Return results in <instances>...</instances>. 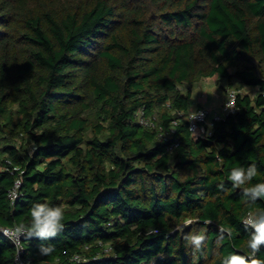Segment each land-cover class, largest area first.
<instances>
[{
	"label": "trees",
	"instance_id": "1",
	"mask_svg": "<svg viewBox=\"0 0 264 264\" xmlns=\"http://www.w3.org/2000/svg\"><path fill=\"white\" fill-rule=\"evenodd\" d=\"M214 76L224 91L247 90L234 114L196 137L178 112L188 114L194 85ZM253 163L257 176L234 188L231 169ZM261 182L264 0H0V227L29 223L36 202L66 207L55 238H22L25 261L221 264L248 255L242 221L264 200L245 203L242 188ZM186 219L195 222L183 227ZM221 227L230 235L220 239ZM202 230L197 251L184 236ZM40 244L54 252L39 255ZM16 256L0 233V264Z\"/></svg>",
	"mask_w": 264,
	"mask_h": 264
},
{
	"label": "clouds",
	"instance_id": "2",
	"mask_svg": "<svg viewBox=\"0 0 264 264\" xmlns=\"http://www.w3.org/2000/svg\"><path fill=\"white\" fill-rule=\"evenodd\" d=\"M227 108H229L226 105ZM203 116L200 111L193 110L191 121L197 120ZM211 127V126H209ZM193 134L197 137V133L194 129L190 128ZM208 135L207 133L205 134ZM258 174L256 165L249 164L247 167L238 166L233 167L228 175V180L232 183L234 188H241L244 185L249 184L254 177ZM223 189V184L219 185ZM242 195L245 198V203L254 205L257 200H264V182L256 183L249 187L242 188ZM66 207L63 204L52 205L45 202H36L30 208V222L29 223H17L11 227L0 228V233L3 234L17 249V252L23 250L22 237L24 240H31L33 238L41 241H46L55 238L64 229V217ZM195 221L192 219H186L183 227H188ZM205 223H211V221H205ZM242 223L246 228H250V238L247 241V247L250 250L248 255H241L232 253L225 257L221 264H264V259L258 258L257 254L261 248L264 247V209H257L255 211H249ZM178 230L183 229L178 226ZM220 239L223 238V234L227 232L230 235V230L227 228H220ZM148 235H156L155 229H150ZM184 239L194 250H200L204 242L207 239L205 232L202 230L196 233H188L184 236ZM110 251V249H109ZM54 252V246L51 244L38 245V253L41 256L47 257ZM75 259H79L76 257Z\"/></svg>",
	"mask_w": 264,
	"mask_h": 264
},
{
	"label": "built area",
	"instance_id": "3",
	"mask_svg": "<svg viewBox=\"0 0 264 264\" xmlns=\"http://www.w3.org/2000/svg\"><path fill=\"white\" fill-rule=\"evenodd\" d=\"M241 92H242L241 89L230 88L227 91V98L223 102L220 110L215 111V110L207 109L205 107L196 109V111H200L203 113V116L197 120L191 121V117L193 115V110H191L186 115H184V113L182 111H179L178 114L180 117L186 118V120L189 123V127L194 129L198 135H200L203 138H206L209 135H211L212 129H213L216 121H218L222 118H225L229 114H234L238 110L237 99H238L239 93H241ZM226 105L229 108H227ZM138 118L142 124H144L146 126H154L152 120L150 118L145 117L142 111H140L138 113ZM177 123H178V120H174V124L176 125ZM209 126H211V127H209ZM206 133L208 134L207 136L205 135ZM175 144L178 145V142H176ZM20 185H21V181L16 180L14 187L9 192V196L13 201L18 197V188L20 187ZM6 227H8V226H6ZM0 228H3V227H0ZM23 253H24V246H23L22 251H19V253L17 252L16 263L17 264H32L29 260L25 261L23 259V257H22ZM76 257H78V256H76ZM151 264H153V263H151Z\"/></svg>",
	"mask_w": 264,
	"mask_h": 264
},
{
	"label": "rangeland",
	"instance_id": "4",
	"mask_svg": "<svg viewBox=\"0 0 264 264\" xmlns=\"http://www.w3.org/2000/svg\"><path fill=\"white\" fill-rule=\"evenodd\" d=\"M223 84H226V81L217 78V76L211 78H203L197 82L193 87V96H192V109L196 108L199 103H203L209 97L210 102L207 103V109H220V104L226 100L227 98V91L230 88H238L243 91L247 89L240 85H235L233 87H228L225 89V95L223 94L224 90L222 89ZM223 94V95H222ZM214 105V106H213Z\"/></svg>",
	"mask_w": 264,
	"mask_h": 264
},
{
	"label": "crops",
	"instance_id": "5",
	"mask_svg": "<svg viewBox=\"0 0 264 264\" xmlns=\"http://www.w3.org/2000/svg\"><path fill=\"white\" fill-rule=\"evenodd\" d=\"M223 94L225 95V91L223 92ZM223 94H222V95H223ZM209 97H210V96H208V99H206L205 101H202L203 103H199V104H200L199 106H200V107H205V108H206V105H207L208 102H210L211 104H213L211 101H209V100H210ZM205 104H206V105H205ZM213 106H214V105H213ZM221 106H222V103L220 104V109H221ZM220 109H219V110H220ZM192 110H196V108H194V109H192ZM212 110H215V109H212Z\"/></svg>",
	"mask_w": 264,
	"mask_h": 264
}]
</instances>
